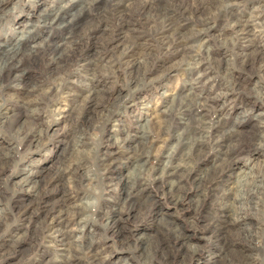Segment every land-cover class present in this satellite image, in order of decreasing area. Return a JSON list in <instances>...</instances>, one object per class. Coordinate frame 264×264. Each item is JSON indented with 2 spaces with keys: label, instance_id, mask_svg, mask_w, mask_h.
Listing matches in <instances>:
<instances>
[{
  "label": "rangeland",
  "instance_id": "374dc122",
  "mask_svg": "<svg viewBox=\"0 0 264 264\" xmlns=\"http://www.w3.org/2000/svg\"><path fill=\"white\" fill-rule=\"evenodd\" d=\"M56 1L57 0L6 1L4 5V10H6V12L3 13L0 18V42H3V40L6 42L16 40L19 36V31L22 30V32H24L26 30V28H22L25 21H33L31 35L34 37L30 43L24 44L23 47L25 49L29 48V45L32 43H40L47 36H53L55 30H44L37 18H35L34 15H32V17L29 16V13H39L42 8L48 7L49 2L54 3ZM115 1L129 5L150 0ZM195 1L206 2V0ZM38 2H41V4L38 5ZM185 2L189 3L192 8H195L191 0H185ZM218 2L221 5H228L230 9L232 8L237 19L242 21L248 20V23L251 25L250 34L248 33L241 36V33L238 31L231 30V23L227 19H220L221 17H217L216 20H214L213 16L208 18L210 14H215V11L206 13L207 15L204 14L202 17L200 16V18L190 20H187L184 16H179L180 24H186L193 29H196L201 22V25L206 24L207 26L213 27L212 32L209 34L193 37L192 41L194 40V44L190 46L188 52L186 51L188 55L185 56L187 61L196 57L197 51L201 45H204L205 48H210L211 54L209 57L202 55L198 56L201 61L199 64L200 66H192L189 73H186L187 69L184 66L177 65L181 59L178 53L173 52L172 54V52H170L166 55L161 51L158 42H155L158 37L167 34L165 30H161V27H157L153 30L146 28L142 23L131 25V27L137 26V29L129 34L130 37L134 39V41H132L128 38L123 39V36L117 33L118 30L114 24L111 25L110 22L96 19L94 13H89L87 18L95 20L94 26L97 28L91 30L88 33V37L84 36L82 38V43L76 44L77 46H75H81L82 52H80V55L77 57L78 60L84 61L85 55L87 54L89 58L92 59L93 63L97 65L96 77L91 80L83 71H80L81 69L76 64H71L67 67L66 75L62 77L57 76L54 79L50 78L49 72L44 69L41 70L36 67L32 69L30 63L24 66V69H26L24 70L25 74L40 88V93L29 96V98L31 97V102H33L32 104H29V102L28 105L37 108V110L34 115L30 116L28 122H33L32 124L30 123L31 126L33 124H39L40 129L44 132L41 136L40 144L37 147L32 145V148L29 150L26 149L27 141L20 136L11 134L7 127L1 125L0 118V157L3 152H6L4 150L5 148H11L12 146L14 148H12L9 153L11 157L13 156L12 161L9 160L8 163L5 159V161H3L4 164H1L0 160V164L3 166L0 165V169L3 171V175H0V196L2 195L0 197V264H58L59 261H63L64 264H67L69 260V264H90L77 249H73L70 254H65L66 256L63 255L61 257L57 253V248L49 247L44 238L49 235V231L46 228L44 229L42 218L45 217L46 210L52 207L54 211L49 210L50 216L56 217L58 209L62 206L61 201L63 198L60 197L63 191H68V197L71 198L72 196V198L76 200L85 193L96 211H98L99 206L102 207L103 205L116 209L117 218L120 219L118 227L121 226L119 228H122L121 235L118 236L115 233L107 232L95 237L97 241L99 240V245L103 247L100 253V261H102V264H126L127 262L143 264L135 257L139 259L144 257L146 255V246L153 242L152 239L158 238L160 236V231L166 227H170L174 229L175 232H180L181 235L186 237L180 240V242H182L179 247L180 252L177 258L171 262L172 264H264V253L262 252L264 243H261L259 240H255L254 242L244 240L238 228L230 229L228 233L229 238H227L228 243L226 245L222 243L224 249L221 250L219 256L210 258V254L208 253L210 249L201 248L204 244L200 239L201 236L208 238L211 235L209 223L213 220L212 216L214 211L213 204H211L212 202L208 200L209 198L207 196L206 198H202L204 194L201 193H203V190L206 189L205 187L207 186L201 189L200 187L195 188V186L189 182L186 183L185 190L190 201L175 206L172 204L173 201L169 200L167 196L162 195V193L155 188V183L151 178L147 180L143 178V184H148L147 191H150V198L154 201L152 203L146 202L144 196L134 195L132 198L133 206L127 207L124 206L121 201L122 197L119 195L120 183L118 184V178H116L126 175L129 172L133 158H137L138 161L142 160L141 157L138 158L140 154H136L134 150L140 147L137 143L140 140L136 138V136L140 134L138 126L143 124V120H150L153 116V111L155 113L157 112V116H153L154 118L150 120V123L160 117L164 118L166 110L168 111L169 109V107L167 109L168 96L173 94H186L196 86H198L197 91L202 94L200 97L203 98V103H200V107L199 103L191 102L189 107L190 113L195 119V126L193 125V127L199 131L197 133L199 134L198 136L201 137L200 141H198L200 144L197 143V148H201L200 152H192L190 155L188 151L185 152L177 146L174 147V133L168 131L157 134L156 129H153L150 126L151 124H148V133L146 135V137H148L146 141L151 144L153 149L150 151V157L146 166L154 167L158 161L162 162L164 160L163 158L172 154L171 152H173L174 164H195V168L198 171L197 175L199 176L205 171L210 170L211 167H217L218 169H220V167L224 168L223 172L226 174L231 168H227L226 170L224 164H236L231 170L233 174L243 168L254 167V165L258 164L264 165V140H262V142L260 141V144L257 141L258 138H264V0H218ZM134 14L135 13H133V15ZM105 27L107 29H105ZM186 32L189 33L188 30H186ZM60 34L62 38L64 37L68 40V37L66 38L61 32L57 31L55 33V35ZM96 50L99 51L97 55L94 53ZM191 55L192 58H190ZM251 56H255L256 60L253 61V57ZM38 60L44 63L52 61L47 55L40 56ZM124 60L131 61L132 65L139 62L151 63L150 73L156 72L158 78L150 82H142L138 89L140 102L127 109L123 108L122 105H118L117 112L120 118L106 124L110 125L109 128L118 130H122V128L125 127L124 132H117L116 135L121 138L126 137V140L123 142L119 141L108 147V150L111 151L112 154L110 158L113 159L114 157H118L117 159L121 160L123 163H121L120 170L115 175L116 177L114 176V186L111 188L112 194H108L107 191L101 194L102 191L97 180L96 153H98L100 147L103 145L100 132L103 120L98 115L99 110L95 112V110L92 109L94 108L93 106L89 104H86V106L83 105L81 100L85 95V91L80 84L88 83L98 87L102 86L104 88L103 94L109 96L112 100L126 97V95L128 99H132L128 90L127 73H125L127 66L125 62H123ZM243 61H246L245 65H242ZM167 65L172 66L171 71H159L160 68L162 69ZM72 75H77L78 77L75 81L70 82ZM195 78H199L198 82H191ZM29 86L30 83L26 84V87L25 85L19 87L10 86L9 92L6 95L3 91H0V113L6 110L10 115H16L13 121L14 129L24 120L21 111L25 102L23 98H27L26 91L29 89ZM42 91H47V93H43ZM124 101H127V99H124L123 102ZM144 104L149 108L148 111L141 109ZM55 108L65 109L63 113L64 118L58 120L56 114L52 113V110ZM204 115L207 118H205ZM31 126H25L22 130L23 133L36 130L35 127ZM218 126L221 127L219 128ZM79 129L84 131L83 146L78 147L77 152L74 150V152H71L73 147L71 145L73 142L72 138L80 131ZM233 131L237 132L234 133ZM226 133H232L233 137L231 138L234 140L232 139L231 142H225ZM260 145L263 147H260ZM258 147L260 148L258 149ZM147 148L148 146H146L145 151ZM236 152L238 156L233 157L232 154H236ZM180 153L183 155L187 153L188 160L185 161L183 158H180ZM74 161L81 164L83 170H87L89 174H91V181L82 180L79 185H76L72 180H67L69 178L68 174L67 172H62L63 169L60 168L61 164H76ZM181 167L182 169H186V165H182ZM37 170L42 171L39 175L35 176V179L40 183L36 188L39 191L33 190L28 195L23 194L24 192L22 191H26L27 187H24V190L20 189L22 191L18 190L20 178L23 177L25 172ZM58 171L64 174L60 179L59 189H53V187H51V184H53L52 176L54 173H59ZM260 181L264 188L263 174ZM63 182L65 185H63ZM88 182H90L91 186H89ZM11 183L14 184L13 189L7 188ZM75 185L78 188L77 190L72 188ZM13 191H18V193H20L19 195H21L22 192L24 196L20 199L21 208L25 211L22 218H18L17 216L13 217L9 212V204L5 198L12 196ZM36 192L39 193L35 195ZM256 198V201L263 202L264 192H260ZM260 202L256 204L258 206V211L255 213L257 214L255 215L254 213L255 216L253 215L252 219L248 220L247 224L244 225L245 227H249L251 224L252 227L260 231L264 230V205H261ZM44 204L46 205L44 206ZM63 207L64 206L61 208ZM67 214H65L66 217ZM55 217L54 221L57 223L58 219ZM68 218H70L69 215L67 219ZM214 219L217 220V216H215ZM201 225L203 227H201ZM63 228L65 227L62 223L60 229ZM93 230V228H86L83 231H79L78 233L75 232L71 234L72 236L68 235L67 237L73 241L76 236L81 234L84 235V239H87V237L93 234ZM144 236V239H139ZM125 237L126 239H124ZM83 241V243L87 242V240ZM122 241L124 244L120 243ZM139 241L143 242V246L137 248L136 251L132 253L131 248ZM16 242H21L22 254L18 252L11 253V248ZM84 245H86V243ZM213 245H216L214 241L211 243L212 247ZM192 247L193 249L200 247L198 248V254L195 257H187L186 255ZM211 250L216 251L220 250V248L217 247ZM248 257L250 258L249 260L246 259ZM154 258L144 264H161L160 256Z\"/></svg>",
  "mask_w": 264,
  "mask_h": 264
},
{
  "label": "bare ground",
  "instance_id": "6f19581e",
  "mask_svg": "<svg viewBox=\"0 0 264 264\" xmlns=\"http://www.w3.org/2000/svg\"><path fill=\"white\" fill-rule=\"evenodd\" d=\"M6 1L8 0H0V18L2 17V14L6 12V10H4V7H5L4 5ZM191 1L193 3L192 5L195 8H192L189 5V3L185 2V0H150L147 2L142 1L141 3H132L129 5L123 4L119 1L117 2L115 0H57L54 3L49 2L48 7L42 8V10L39 13H36V14L29 13V16L32 17V15H34V17L37 18V20L39 21L41 26L44 28V30L46 29L52 30V31L55 30V33L59 31L66 38L68 37V40H66L64 37L62 38L61 34L55 35L54 33L53 36H47L40 43H34V44L32 43L31 45H29V48L25 49L23 47L24 44H27L28 42L30 43L31 40L34 38L31 35L32 34L31 30L33 29V21L32 22L25 21L24 24L22 25V28H26V30L24 32L20 30L19 36L17 37L16 40L12 42H9V41L6 42L3 40V42H0V91H3V93H5L6 95L9 92L10 86L19 87V86L25 85L26 87V84L30 83L29 89L26 91L27 98L26 99L23 98L25 102H24V105L22 106L21 113L24 116V120L20 123L19 126H16L14 129L13 121L15 120L16 115H10L9 113H7L6 110H3V112L0 113L1 125L4 127H7L8 130L11 132V134L15 136H20L25 141H27L26 149L30 150L32 148L31 147L32 145L37 147L41 142V136L44 131L40 129L39 124L37 125L33 124L31 126L30 123L32 124L33 122L32 121L28 122L30 120V116L34 115L37 110V108H33L32 106L30 107L28 105L29 102H30L29 104H32L33 102V101L31 102V99H30L31 97L29 98V96L31 95L33 96V95L40 93V88L37 87L34 84V81H31L32 79H30L29 76L25 74L24 70L26 69H24V66L27 63L31 64L32 69L36 67L37 69L46 70L47 72H49V77L53 79L57 76L62 77L66 75L67 67L71 64L78 65L79 68L81 69L80 71H83V73L87 77L91 78V80L94 77H96L97 65L93 63L92 59L89 58V55L87 54L85 55L84 61H80L77 58L80 55V52L82 51H81V46L76 47L77 46L76 44H81L83 40L82 38L84 36L88 37V33L91 30H94V28H97L96 26H94L95 20L93 19L91 20L87 18L89 13H94L95 15L94 17L100 21L110 22L111 25L114 24L117 27V30H118L117 33L119 35L121 34V36H123V39L128 38L132 41H134V39L131 38L129 34L132 31H135L137 29V26L131 27V25H138L142 23L146 28L153 29V30L156 29L157 27H161V30H165L167 34L164 33L165 35L158 37L155 40V42H158L161 48V51L164 52V54L166 55L167 53H170V52H172V54L173 52L178 53L181 59H180V62L177 63V65L178 66L181 65L182 67L184 66L187 69L186 73H189V70L191 71L192 66L200 64L201 61L198 56L202 55V56L209 57L211 54L210 48H205L204 45H201L199 47V50L197 51L196 57L187 61L185 57L187 55L186 51L188 52V49L190 48V46L194 44L193 42L194 40L192 41L193 37L195 38V36L198 37V36L207 35L210 32H212L213 27L207 26L206 24L201 25L202 24L201 22V24H199L197 28L195 27L196 29H193L190 26H187L186 24L185 25L180 24L179 16H184L186 17L187 20H190L194 18H200V16L202 17L204 14L207 15L206 13H212V11H215L214 12L215 14H212V15L208 14L209 15L208 18L210 16H213L214 20H216L217 17L218 18L221 17L220 19H227L231 23V26H230L231 30L238 31L239 33H241V36H244L250 32L251 25L248 23L249 21L248 20L242 21V20L237 19L232 8L230 9L228 5H221L218 2V0H206V2L204 1L197 2L195 0H191ZM40 4L41 2H38V5ZM133 13L135 14L133 15ZM105 29L107 28L105 27ZM186 30H188L189 33H187ZM94 53H96L97 55L99 54V51L96 50L94 51ZM44 55L49 56L52 59V61L49 63H44L43 61L38 60L40 56H44ZM190 58H192V55ZM252 59L253 61H255L256 57L254 56ZM123 62H125V65L127 66L126 68L127 70L125 73H127V79H128L127 85L129 88L128 89L129 93L132 96V99H128V96L126 95V97L112 100L109 96H106L103 94L104 88L102 86L98 87L96 85H92L88 83L80 84L85 91V95L82 97V100H81L83 105L86 106V104H89L93 106L94 108L92 109H94L95 112L99 110L98 115L103 120L102 121L103 123L101 124V128H100L101 129L100 130L101 139L103 140V145L100 147V150L98 151V153H96V156H97L96 157V171L98 173L97 180H98L99 187L101 188V191H102L101 194L104 191H107L108 194L112 192L111 188L112 186H114V179H115L114 176L116 175V173L119 172L121 163H123L121 160L117 159L118 157L117 158L114 157L113 159L110 158L112 154H111V151L108 150V147H110L111 145L119 141L123 142L126 140L125 139L126 137L121 138V137H117L118 135H116L117 132H124L125 127L122 128V130H118L115 128H109L110 125H106V124L108 122L111 123L112 120L115 121V119L118 120L120 118L117 112L118 105H122L123 108L127 109L132 106H135L136 103L140 102L138 89L140 88V84H142V82L144 81L150 82L158 78V75H156V72L150 73L151 63L149 64L148 62H139V63H135L134 65H132L131 61L129 60H124ZM245 64H246V61H243L242 65H245ZM171 69H172V66L167 65L163 67L162 69L160 68L159 71L167 72L169 70L171 71ZM77 77H78L77 75H72L70 78V82L75 81ZM198 80L199 78H195L191 82L196 83L198 82ZM197 88L198 86L194 87L192 90H190V92H187L186 94H183V95H180V94L169 95L168 101H167L168 102L167 109L168 107L169 109L168 111L166 110V115L164 116V118L160 117L158 119H155L152 123H150V120L157 116L156 114L157 112L155 113L153 111L152 114L154 117L152 116L150 120H143V124H140L138 126V130L140 134L136 136V138L140 140L139 142H137L140 147L134 150L136 154L137 153L140 154L138 158L141 157L142 160L138 161L137 158H133L132 159L133 161H131L132 165H131V169L129 170V172L126 175H122L120 177L115 176V177L118 178V184L120 183V194L119 195L122 197L121 201L123 205L127 207L133 206L132 198L134 197V195L144 196V199L146 202L152 203L154 201L153 199L150 198L151 196L149 195L150 191L149 192L147 191L148 184L147 185L143 184V181H142L143 178H146V180L148 178H151L152 181L155 183V188L158 191H160L162 195L167 196L169 200L173 201L172 204L175 206H178V205H181V204H184L190 201V199H188V194L186 193V190H185L186 183L189 182L190 184L194 185L195 188L200 187L201 189L204 188V186H207L205 187L206 189H204L203 193L201 194H204L202 198H206L207 196L209 198L208 200H210V202H212L211 204H213V207H214L213 216H212L213 220H211V223H209L210 224L209 230L211 232L210 237L205 238L201 236L200 239L204 242L201 248L210 249V252H208L210 254L209 257L214 258V257L219 256L221 253V250L224 249L222 243L224 245L228 243V239H227L229 238L228 233L230 229L232 228L233 229L238 228V230L241 232L242 238L248 242H252V241L254 242L255 240H259L261 243H264V230L260 231L257 228L252 227L251 224L249 227L244 226L247 224L248 220L252 219L254 213L258 211L257 210L258 206L256 204L259 203L260 201H256L257 200L256 196L260 194V192H264V188L262 187V183L260 181L262 174L264 175V165L262 166L261 164L260 165L258 164V165H254V167L243 168L233 174L231 170L236 164H231V163L224 164V167L226 168V170L227 168L228 169L231 168L229 169V171H227L226 174H224L223 172L224 168L220 167V169H218L217 167H211L210 170H207L205 172L203 171L204 173L201 176H199L197 175L198 171L195 168L196 166L195 164H186L185 162H184L185 164H174V161H173L174 156H173V152H171L172 154L170 155L166 154L167 156L163 158L164 160L162 162L158 161L154 167L146 166V164L148 163V159L150 157V151L153 149L151 144L147 143L146 141V138L148 137V136L146 137L148 133L147 132L148 124H151L150 126L153 129H156L157 134L158 133L160 134V132H168V131H171L172 133H174L175 134L173 135V140L175 144L174 147L177 146L178 148L184 150L185 152L188 151L190 155L192 152L193 153L197 151L200 152L201 148H197V143L198 141H200L201 137L198 136L199 134L197 132L199 131H197V129L193 127V125L195 124L194 123L195 119L191 115L190 107H189V104L191 102L199 103V106H200V103H203V98L200 97L202 96V94L199 91H197ZM43 93H47V91L46 92L44 91ZM124 99H127V101L123 102ZM141 109L148 111L149 108L146 106V104H144L142 105ZM64 110L60 108H55L52 110V113L56 114L59 120L61 118H64L63 116ZM25 126L35 127L36 130L29 132V133L28 132L23 133L22 130L24 129ZM83 132L84 131H81V130L78 131L76 134L77 136L75 135L72 138L73 142L71 145L73 147H72L71 152H74V151L77 152L78 147L83 146V141H84ZM232 133H226L227 135L225 137V142L232 141L233 139L231 138L233 137ZM262 140H264V138L257 139L259 144H260V141L262 142ZM146 146H148V148L145 151ZM261 146L262 145H260V147ZM260 147H258V149ZM12 148L13 146L11 148H5L4 150L6 152L5 153L3 152V154L1 153L2 154V156L0 157L1 164H4L3 161H5V159H6V162H8L9 160L12 161L13 156L11 157L9 154ZM232 155L233 157H236L238 156V153L236 152V154H232ZM180 158H183L185 161L188 160L187 153L186 155L185 153L184 155L181 154ZM224 158H225V155H224ZM74 162H76V164H61L60 168L63 169L62 172H67L68 174L69 178L67 180H70V181L72 180L73 182H75L76 185H79L82 180L91 181L92 179L91 174H89L87 170H83V168L81 167V164H79L77 161H74ZM182 165H186V169H182L181 167ZM41 172H42L41 170L25 172L23 177L20 178L18 182V190L20 189L24 190V187H27L26 191L20 190L24 192L23 194H26V195L31 193L33 190L37 191L38 189L36 188L39 186L40 183L38 180L35 179V176L39 175ZM2 173L3 171L0 169V175H3ZM63 174L64 173H61V172L53 174L52 176L53 184H51V187H53V189L58 188L60 184V179L62 178ZM88 183H89V186H91L90 182ZM63 185H65L64 182H63ZM76 185L72 187L74 190L78 189ZM13 186L14 184L11 183L7 188L13 189ZM22 192H21V195H19L20 193H18V191L17 192L13 191L12 196H10L9 198H5L9 204V212L13 215V217L17 216L18 218H22L24 216L25 211H23L20 205V199L23 196ZM37 193L39 192H36L35 195H37ZM68 195H69L68 191L67 192L63 191L61 194L60 198H63L61 202H62V206L64 207L61 208L62 207L61 206L60 209H58L56 213V217L58 219L57 223L54 221L55 216H50V213H49L52 210L54 211L53 207L50 209L48 208L46 210L45 217L42 218L44 229L46 228L49 231V235L44 237L46 240V243L51 248H57V253L61 257L65 254H70V252H72L73 249L74 250L77 249L79 250V252H81L83 257L89 261L88 263L102 264V261H100V253L103 250V247L99 245L100 244L98 243L99 240L97 241L96 240L97 238L95 237H98L100 236V234H104L107 232L115 233L118 236L121 235L122 228L121 229L119 228L121 226L118 227L120 219L117 218L118 216L117 211L113 207H107V205H103L102 207L99 206L98 211H96L93 208L92 203L90 202L88 196L85 193H83L80 196V198H78L77 200L72 198V196L71 198H69ZM216 197H217V200H216ZM260 203L261 205L262 204L264 205V201ZM45 205L46 204H44V206ZM65 214H67V217L69 215L70 218L67 219ZM256 214L257 213H255V215ZM215 216H217L218 222L216 219H214ZM62 223L65 228L60 229V225ZM201 227L203 226L201 225ZM86 228L94 229L92 231L93 234L87 237V239H84V235H81V234L79 236H76L73 241H71L67 237L68 235H71L75 232L78 233L79 231H83ZM162 230L160 231V236L158 238L152 239L153 242L151 244L149 243L148 246H146V255L140 259L135 257L137 260H140L141 263L143 264L148 263L152 258L160 256L161 264H172L171 262H173L177 258V255L180 252L179 247L182 244L180 240L183 238L185 239L186 237L181 235L180 232L179 233L175 232V230L171 229L170 227L169 228L166 227L163 231ZM144 238L145 236L139 239H144ZM124 239H126V237ZM83 240H87V242H85L87 246L84 245L85 243H83L84 242ZM212 241H214L216 244L215 246L213 245V247L211 246ZM120 243L124 244L123 241ZM14 244L15 245L11 248V253L18 252L22 254L23 250L21 247V242H16ZM142 244H143L142 241H139L137 244H135L131 248L132 253L136 251L137 248H140L141 246H143ZM193 247L191 250L189 249L190 251L186 255L187 257H195L198 254V251H199L198 248L200 247L194 248V249ZM217 247L220 248V250H216L217 252L215 250H211L214 248L216 249ZM262 252L264 253V249ZM246 259L249 260L250 258L248 257ZM69 261H67V264L70 263ZM135 263L136 262L134 263L127 262L126 264H135ZM58 264H64V263L63 261L62 262L59 261Z\"/></svg>",
  "mask_w": 264,
  "mask_h": 264
}]
</instances>
